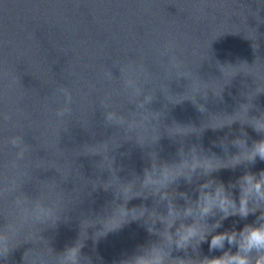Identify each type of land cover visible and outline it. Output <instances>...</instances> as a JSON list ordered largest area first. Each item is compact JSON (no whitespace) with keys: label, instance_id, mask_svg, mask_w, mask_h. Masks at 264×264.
<instances>
[{"label":"water","instance_id":"obj_1","mask_svg":"<svg viewBox=\"0 0 264 264\" xmlns=\"http://www.w3.org/2000/svg\"><path fill=\"white\" fill-rule=\"evenodd\" d=\"M264 74V0H84Z\"/></svg>","mask_w":264,"mask_h":264},{"label":"clouds","instance_id":"obj_2","mask_svg":"<svg viewBox=\"0 0 264 264\" xmlns=\"http://www.w3.org/2000/svg\"><path fill=\"white\" fill-rule=\"evenodd\" d=\"M66 110L57 112L58 116H63ZM108 119L111 118L108 116ZM258 132L260 130L256 129ZM13 146H18L17 140L11 141ZM255 150L254 157L248 161L255 163L257 157L264 161V140L256 142L253 146ZM22 153L18 156L22 157ZM235 167V166H233ZM213 169L204 175H211L213 172L219 170ZM200 169L193 171V174ZM181 177V176H180ZM179 178V177H178ZM187 179V178H186ZM188 180V179H187ZM214 187L210 190L205 189L206 195L201 201V188L206 185L209 179L200 186L197 201L198 213L186 210L184 217V224L186 227H192L196 221L197 215L203 223L214 226L213 231L205 236L200 241L209 242V250H223L225 245L229 249L235 248L236 251H224L222 255L212 258L205 257L207 260H216L222 264H264V170L258 174L245 173L238 180L230 184L228 187L222 182H217L211 179ZM233 189L238 190V197L234 195ZM258 213V215H257ZM249 215H255L256 219L251 224H245L240 230H226L217 232L216 229L222 227V222L229 217L238 216L241 219H247ZM214 223H209L210 219L216 217ZM190 220V223H186ZM209 237L210 241H209ZM8 238L0 231V245H6ZM71 249V248H70ZM68 249V250H70ZM68 250L61 256V264H78V262L71 257ZM144 252L131 256L134 260H139L144 257ZM4 254H0V257ZM150 264H163L162 260L150 261Z\"/></svg>","mask_w":264,"mask_h":264}]
</instances>
